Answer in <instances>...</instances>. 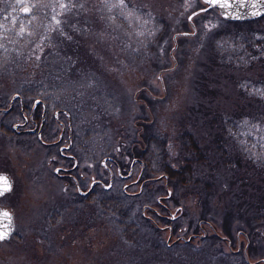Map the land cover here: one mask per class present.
I'll return each instance as SVG.
<instances>
[{
    "label": "rangeland",
    "instance_id": "obj_1",
    "mask_svg": "<svg viewBox=\"0 0 264 264\" xmlns=\"http://www.w3.org/2000/svg\"><path fill=\"white\" fill-rule=\"evenodd\" d=\"M254 31L264 23L229 22L202 0H0V99L20 93L27 115L37 98L52 116L69 113L77 143L87 141L80 168L94 164L83 190L97 173L112 185L76 197L54 175L73 163L54 165L37 144L0 134V168L14 179L0 205L16 222L0 264H264V157L233 153L232 130L221 128L254 114L244 88L263 80L264 65L235 62ZM243 131L264 149L261 126ZM219 138L234 162L218 152ZM165 149L174 169L191 162L189 180L162 172ZM108 155L127 162L126 173L133 164L134 176L124 181L107 163L111 184ZM192 233L193 242L168 246Z\"/></svg>",
    "mask_w": 264,
    "mask_h": 264
},
{
    "label": "flooded vegetation",
    "instance_id": "obj_2",
    "mask_svg": "<svg viewBox=\"0 0 264 264\" xmlns=\"http://www.w3.org/2000/svg\"><path fill=\"white\" fill-rule=\"evenodd\" d=\"M7 99L8 98L0 99V134L2 135L4 140H7L8 138L7 141H9L11 144L23 146L27 145L30 148L32 146L36 147L37 144L39 148L45 149L49 152L50 158H48V162L54 165L61 159L62 161H67V163H73L71 166H68L66 164V166H64V164L62 166H56L54 169V175L58 179H62L68 184H74L77 191L75 194L76 197L80 196L82 198H88L91 195H95V191L100 187L107 190L111 189L112 185H105L104 180L97 173V175H93V179H91L92 181L89 188L83 190L88 180L87 175L89 173V168H91L90 171L94 170V164L91 163V166L86 167L85 170L82 167L80 168L79 158H85L87 154V141L82 138L81 143H77V139L74 137L72 117L69 113L65 112V110H58L52 116V113L48 109L46 103L42 101V99L37 98L34 99L33 105L27 115L26 111L28 110V103L20 93L13 94L9 103ZM41 106L42 111L40 112L39 107ZM19 110L22 120L18 122H12V118L10 117H12L14 113L17 114ZM63 114L66 115L67 121H64L62 118H60V115ZM55 127L58 128V132H56ZM51 133L54 134V137ZM56 133H58V136L56 135ZM104 159H106L105 162H103ZM104 159L101 162L104 167H107L108 172L110 173L111 184L115 179V175L113 173V170L107 165V163H112L114 165L118 177H120L124 181L129 180L134 176L133 164L129 165V171L126 173L125 170L128 166L127 162L121 161L114 155H108ZM0 174H5L10 178L13 189L14 179L12 174L2 168H0ZM136 183L137 180L134 179V181L130 182L129 184H125L123 193L127 194V188L132 186V184L136 185ZM10 192H7L0 196V199ZM162 199H165V197L160 196L157 199V203L159 205L162 204L161 206H163ZM0 209L11 211L9 208L3 207L1 205ZM12 214L14 224H16L15 215L13 212ZM155 214L159 218L165 219L169 222H173V220L175 219V216L173 214H171V216L159 214L158 212H155ZM5 218L7 217L4 214L0 215V221H4ZM160 229L168 230L173 237L174 230L170 224H166L163 227H160ZM157 231L162 233V231L158 230V228ZM197 237H199L198 233H192L189 237L180 235L175 240H173V245H171V243H168V246L173 247L179 243L184 242L191 243Z\"/></svg>",
    "mask_w": 264,
    "mask_h": 264
},
{
    "label": "trees",
    "instance_id": "obj_3",
    "mask_svg": "<svg viewBox=\"0 0 264 264\" xmlns=\"http://www.w3.org/2000/svg\"><path fill=\"white\" fill-rule=\"evenodd\" d=\"M256 21L258 23H264V17ZM259 33L260 32L257 31L249 33V38L246 39V41H248L247 48L244 51H242L241 49V51H238L239 56L240 53H243V55L245 54L244 60H236L235 62H238L242 65L246 64V62H249V66L260 61L264 65V31L261 34ZM262 79L263 80H261L259 83L253 81L251 83H255V85L250 84L249 86H246V88H244L246 89L244 91L245 94L255 102L253 106H251L252 108L250 110V112H253L254 114L252 115L247 113L246 116H249V118L246 124H243L242 122V116L244 115L242 114L241 119L239 118L234 121L224 120V124L221 127L225 131L232 130L231 141L233 147L231 148V150L233 151V153L235 150L239 152L242 151L244 155L253 162H258L261 158L264 157V149L259 148L260 142L257 139L258 133H253L254 136H256L257 140L254 137V139H252L251 136L247 135L248 133H244L243 129H245L246 127L251 129H258V127L261 126V128L264 130V77ZM251 104L252 103H250V105ZM224 141L225 140H220L219 138L215 141V143L217 144L218 152L222 154L225 162L229 163L230 161H233L232 151L228 150V147ZM227 142L228 141H226V143ZM191 146L192 151L197 154L195 157L197 162L199 163L204 158L201 154L202 149L197 145L195 141L192 142ZM245 147H247V149ZM164 151L166 153L165 160L163 162L165 169L161 168L162 172H164L166 175L168 174L170 179H177L178 182H185L184 180H189L190 178L188 174H190V172L192 171L190 165L191 162L186 160V162L183 164V167L176 170L173 168L174 166L172 165L171 159L168 160L167 158L166 149ZM260 156L261 158H259ZM172 172H178V175L172 178Z\"/></svg>",
    "mask_w": 264,
    "mask_h": 264
},
{
    "label": "water",
    "instance_id": "obj_4",
    "mask_svg": "<svg viewBox=\"0 0 264 264\" xmlns=\"http://www.w3.org/2000/svg\"><path fill=\"white\" fill-rule=\"evenodd\" d=\"M205 4H206V10H210V9H217L221 15V17L227 21L230 22H248V21H256L259 20L261 18L264 17V0H248V6L245 8H240V7H235L232 9L227 10L229 14H226L224 9H221L217 6L214 5H209L208 3L205 2V0H202ZM252 4H256L257 7L255 9H253L251 7ZM256 12V15H253L252 13ZM196 13H193L189 19L191 20L192 17L195 15ZM239 17V18H237ZM39 102V101H37ZM106 160H104L103 162H105ZM0 188H7L8 190L3 191L2 194H0V196H2L3 194L10 192L12 189V182L10 180V178L8 176H6L5 174H0ZM170 194V192H169ZM7 213V218H5L4 221H0V229H3L6 233H7V238L0 241H6L9 240L12 236V234L14 233L15 230V224H14V219H13V214L11 211L9 210H2L0 209V215L1 214H5Z\"/></svg>",
    "mask_w": 264,
    "mask_h": 264
},
{
    "label": "snow or ice",
    "instance_id": "obj_5",
    "mask_svg": "<svg viewBox=\"0 0 264 264\" xmlns=\"http://www.w3.org/2000/svg\"><path fill=\"white\" fill-rule=\"evenodd\" d=\"M206 3H208L209 5H214L217 6L221 9H224L226 14L230 13L227 11L229 9L235 8V7H240V8H245L248 6V0H205ZM251 7L253 9H255L257 7L256 4H252ZM24 11L27 13L28 9L25 8ZM253 15H256V12L252 13ZM239 18V17H237ZM8 190L7 188H0V194L3 193V191ZM5 216H7V213L4 214ZM7 238V233L3 230L0 229V241L4 240Z\"/></svg>",
    "mask_w": 264,
    "mask_h": 264
}]
</instances>
